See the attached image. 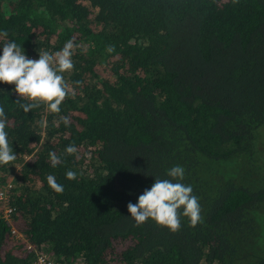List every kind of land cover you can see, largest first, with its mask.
I'll return each mask as SVG.
<instances>
[{
  "label": "trees",
  "instance_id": "obj_1",
  "mask_svg": "<svg viewBox=\"0 0 264 264\" xmlns=\"http://www.w3.org/2000/svg\"><path fill=\"white\" fill-rule=\"evenodd\" d=\"M6 3L0 31L30 59L69 39L80 47L64 74L75 97L59 114H25L15 85L0 83L18 156L0 166L12 207L8 220L0 200V264H31L28 244L55 264H264V0ZM72 144L79 158L66 154ZM177 165L203 222L181 215L175 233L152 219L137 226L128 203Z\"/></svg>",
  "mask_w": 264,
  "mask_h": 264
},
{
  "label": "clouds",
  "instance_id": "obj_2",
  "mask_svg": "<svg viewBox=\"0 0 264 264\" xmlns=\"http://www.w3.org/2000/svg\"><path fill=\"white\" fill-rule=\"evenodd\" d=\"M239 3V0H233ZM9 33L0 31V45L3 51L0 55V83L15 85L14 91L18 94L16 104L27 114L41 106L47 112L59 114L61 105L67 98L75 97V89L65 79L64 74L74 69L72 57L80 45L74 39H69L59 51H39L38 59H30L23 47L13 40L8 39ZM109 53L114 52V46H108ZM77 81L76 84L80 85ZM66 127L70 126V119L60 117ZM9 120L4 106L0 105V166L15 165L18 156L9 140L6 128ZM53 125L58 126L57 121ZM41 128L47 127V121L40 122ZM67 155L79 158L78 148L72 144L66 147ZM52 167L61 163V158L56 152H49ZM167 176L172 179L156 178L150 189H145L138 197L137 203L129 202L127 205L131 218L137 226H141L149 219L158 225L167 227L175 233L181 229V215L187 217L191 227H196L203 222L199 198L193 194V188L180 182L185 178V169L174 166L167 170ZM69 180L77 179V173L69 170L66 172ZM177 181V182H173ZM48 186L58 194L64 192L63 185L59 184L54 175L47 176Z\"/></svg>",
  "mask_w": 264,
  "mask_h": 264
},
{
  "label": "built area",
  "instance_id": "obj_3",
  "mask_svg": "<svg viewBox=\"0 0 264 264\" xmlns=\"http://www.w3.org/2000/svg\"><path fill=\"white\" fill-rule=\"evenodd\" d=\"M11 186L10 183L6 184V187L0 189V200H2L3 204V209H2V215L6 219L10 220V213L12 212V207L8 204V189ZM13 232H16V229L12 227L11 229ZM17 231V236H20L21 233L18 235ZM28 248H31L35 252V257L34 260L32 261L31 264H55L54 259L51 258V256L45 251L37 247H33L31 244L27 245Z\"/></svg>",
  "mask_w": 264,
  "mask_h": 264
},
{
  "label": "rangeland",
  "instance_id": "obj_4",
  "mask_svg": "<svg viewBox=\"0 0 264 264\" xmlns=\"http://www.w3.org/2000/svg\"><path fill=\"white\" fill-rule=\"evenodd\" d=\"M6 1H7V0H2V5L4 6V8H5L6 4H7ZM257 135L259 136V139H260V141L263 143L262 145L264 146V123L261 124V125L259 126V128H258V132H257ZM9 183H10V182H9ZM18 235H19V233H18ZM45 248H46V247H43L42 250H45V251H46ZM201 264H207V262L202 261Z\"/></svg>",
  "mask_w": 264,
  "mask_h": 264
}]
</instances>
